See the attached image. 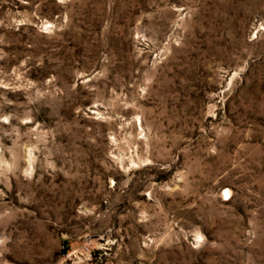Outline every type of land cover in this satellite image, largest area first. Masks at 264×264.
Listing matches in <instances>:
<instances>
[{"label":"rangeland","instance_id":"rangeland-1","mask_svg":"<svg viewBox=\"0 0 264 264\" xmlns=\"http://www.w3.org/2000/svg\"><path fill=\"white\" fill-rule=\"evenodd\" d=\"M0 264H264V0H0Z\"/></svg>","mask_w":264,"mask_h":264}]
</instances>
